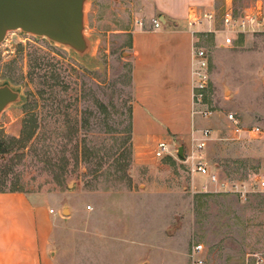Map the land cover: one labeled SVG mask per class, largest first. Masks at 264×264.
Wrapping results in <instances>:
<instances>
[{"label": "rangeland", "instance_id": "obj_1", "mask_svg": "<svg viewBox=\"0 0 264 264\" xmlns=\"http://www.w3.org/2000/svg\"><path fill=\"white\" fill-rule=\"evenodd\" d=\"M247 1H239L240 14ZM160 14L153 0H89L86 58L8 33L0 85L22 100L0 116V191L45 196L66 209L57 250L68 264H264V33L223 50L212 35L200 36L210 63L205 119L224 120L198 129L212 130L205 157L228 186L216 189L178 156L192 140L174 144L162 132L173 154L158 158L154 147L148 165L135 163L131 32ZM228 113L262 133L236 139Z\"/></svg>", "mask_w": 264, "mask_h": 264}, {"label": "crops", "instance_id": "obj_2", "mask_svg": "<svg viewBox=\"0 0 264 264\" xmlns=\"http://www.w3.org/2000/svg\"><path fill=\"white\" fill-rule=\"evenodd\" d=\"M153 1L160 16L150 15L138 21L131 32L135 88L132 143L138 165H148L153 148L160 142L168 143L162 132H166V137L174 144L182 141L190 147L192 137L199 134L201 126L224 121L221 115L211 120H196L192 114V49L197 41L200 42L201 35H212L220 50L229 49L221 47L220 15L226 4L232 2L238 7L240 3V0ZM243 10V13L261 10L264 15V0H248ZM208 13L214 14L215 19H204ZM195 17L203 19V23L191 29L187 23ZM154 19L161 22L160 28L154 27ZM192 31L197 32L195 37ZM262 33L264 31L244 37L248 40ZM189 116L194 121L185 126L184 120ZM148 131L160 134L153 136L146 134ZM147 154L148 157H141ZM163 170L167 172L168 168ZM62 214L63 209L53 207L48 197L22 191H0V264H68L57 250ZM160 264L175 263L162 259Z\"/></svg>", "mask_w": 264, "mask_h": 264}, {"label": "built area", "instance_id": "obj_3", "mask_svg": "<svg viewBox=\"0 0 264 264\" xmlns=\"http://www.w3.org/2000/svg\"><path fill=\"white\" fill-rule=\"evenodd\" d=\"M204 19L214 20V14L204 15ZM153 25L155 28L162 26L158 19H154ZM203 23L201 18H193L188 20V27L194 29L196 26H200ZM264 31V15L261 10L253 11L250 13L240 14L234 4L228 3L224 6L221 13V29L220 34L223 36V42L221 47L231 48L234 46L235 41L240 36H246L249 34H258ZM195 37L197 32L192 31ZM192 63H193V107L194 113H199L203 118H209L212 116V112L205 107L206 91L208 89L209 82V58L206 51L200 46L197 41L192 49ZM227 120L233 125L232 133L236 139L241 138L243 135L255 136L262 133V130L258 126H253L248 129H243L240 126L239 120L234 113L227 114ZM212 139V130L204 129L199 132L197 136L192 137V147L184 158V163L189 164L190 170L193 174L200 175L207 178L208 185L213 188H227L225 183H221V180L217 174L213 173L208 166L205 150L208 142ZM170 145L165 142H160L157 145L156 157L164 158L167 155H171ZM264 187V182L261 183ZM206 186L204 190H208ZM245 197L246 192L236 191ZM54 213V210H51ZM202 246L197 247V251H200ZM198 264H203L202 261H198Z\"/></svg>", "mask_w": 264, "mask_h": 264}, {"label": "water", "instance_id": "obj_4", "mask_svg": "<svg viewBox=\"0 0 264 264\" xmlns=\"http://www.w3.org/2000/svg\"><path fill=\"white\" fill-rule=\"evenodd\" d=\"M89 0H0V45L9 32L21 31L69 48L80 58L90 55L86 36V5ZM22 100L8 84L0 85V116ZM178 155L184 158L182 147ZM66 213V209L63 211Z\"/></svg>", "mask_w": 264, "mask_h": 264}, {"label": "trees", "instance_id": "obj_5", "mask_svg": "<svg viewBox=\"0 0 264 264\" xmlns=\"http://www.w3.org/2000/svg\"><path fill=\"white\" fill-rule=\"evenodd\" d=\"M3 152V148H2V145H0V153Z\"/></svg>", "mask_w": 264, "mask_h": 264}]
</instances>
